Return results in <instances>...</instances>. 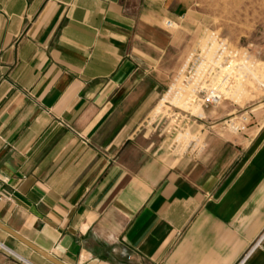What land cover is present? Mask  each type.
Instances as JSON below:
<instances>
[{
    "label": "crops",
    "instance_id": "obj_1",
    "mask_svg": "<svg viewBox=\"0 0 264 264\" xmlns=\"http://www.w3.org/2000/svg\"><path fill=\"white\" fill-rule=\"evenodd\" d=\"M190 9L0 0V264H264V118L206 111L196 156L145 125Z\"/></svg>",
    "mask_w": 264,
    "mask_h": 264
},
{
    "label": "rangeland",
    "instance_id": "obj_2",
    "mask_svg": "<svg viewBox=\"0 0 264 264\" xmlns=\"http://www.w3.org/2000/svg\"><path fill=\"white\" fill-rule=\"evenodd\" d=\"M190 3V12L181 24L171 26L181 29L182 40L174 65L166 74L168 85L179 73L180 79L187 80V71L179 70L198 55L200 60L227 64L228 68L219 74L214 71L213 75L227 77L233 83L226 92L228 97L212 110L223 116L218 120L223 133H241L249 124L264 118V0H190ZM245 111L251 114L243 130L236 131L224 122Z\"/></svg>",
    "mask_w": 264,
    "mask_h": 264
},
{
    "label": "built area",
    "instance_id": "obj_3",
    "mask_svg": "<svg viewBox=\"0 0 264 264\" xmlns=\"http://www.w3.org/2000/svg\"><path fill=\"white\" fill-rule=\"evenodd\" d=\"M173 24L170 20L165 21V25L168 27ZM192 57L193 54L190 59ZM199 58L200 55L182 66L179 71H187L188 79H180L179 73L177 78L168 85V91L159 101L156 112L149 116L145 122L148 130L151 127L158 128L154 138L162 140L164 148L176 157L196 156L201 153L204 144V125L207 119L206 111H212L214 106L228 97L226 92L230 91L229 88L233 83V80L227 77L219 78L213 75L214 71L219 74L228 68L227 64L207 62L206 59L200 60ZM197 109H200L199 113L196 112ZM250 114L249 111L235 113L224 122H228L232 129L241 131L244 129ZM193 126H196L195 131L192 130ZM263 236L264 232L250 248V251L259 244ZM4 249L22 264H32L8 248L4 247Z\"/></svg>",
    "mask_w": 264,
    "mask_h": 264
},
{
    "label": "water",
    "instance_id": "obj_4",
    "mask_svg": "<svg viewBox=\"0 0 264 264\" xmlns=\"http://www.w3.org/2000/svg\"><path fill=\"white\" fill-rule=\"evenodd\" d=\"M20 240H22L24 243H26L28 246H30L31 248H33L36 252L40 253L41 255H43L45 258H47L48 260H50L51 262L55 263V264H63L62 262H60L59 260H57L56 258H54L52 255L48 254L47 252L41 250L40 248L36 247L34 244L28 242L27 240H25L24 238L16 235Z\"/></svg>",
    "mask_w": 264,
    "mask_h": 264
}]
</instances>
